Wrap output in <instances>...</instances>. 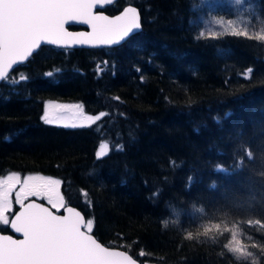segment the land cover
Returning <instances> with one entry per match:
<instances>
[{"label": "trees", "instance_id": "1", "mask_svg": "<svg viewBox=\"0 0 264 264\" xmlns=\"http://www.w3.org/2000/svg\"><path fill=\"white\" fill-rule=\"evenodd\" d=\"M127 3L142 29L125 42L43 45L0 82V177L60 178L92 233L141 264H264V42L232 35L264 33V0H117L104 10ZM220 14L242 28L229 23L209 38L203 21ZM47 100L105 115L47 125ZM103 141L109 150L97 159ZM214 223L221 232L205 235ZM224 227L251 256L224 247Z\"/></svg>", "mask_w": 264, "mask_h": 264}, {"label": "snow or ice", "instance_id": "2", "mask_svg": "<svg viewBox=\"0 0 264 264\" xmlns=\"http://www.w3.org/2000/svg\"><path fill=\"white\" fill-rule=\"evenodd\" d=\"M112 2L25 0L21 7L0 21V80L9 75L14 65L27 61L42 44L59 47L112 46L142 29L140 15L135 7H125L120 14L111 18L103 12L94 11ZM69 21L88 25L90 31L70 32L65 27ZM204 35L200 33L201 37ZM232 35L264 42V33L250 35L247 31L233 29ZM215 36V33H209V38ZM102 71L98 66V74ZM252 71L249 68L243 74L244 78H250ZM45 75L52 77L53 72L49 71ZM27 79L24 75L19 77L20 81ZM104 115L103 112L96 116L86 115L81 104L48 102L44 105L41 120L47 125L77 128L88 126L78 121L95 123ZM121 147L118 146L117 150ZM107 148V144L101 145L96 153L97 159L107 154ZM215 171L227 169L217 166ZM17 186L15 204L20 210L10 219L8 213L13 209L12 193ZM60 187L59 179L43 175L22 178L18 173H12L0 178V225L10 226L22 237L16 239L11 235H0V264H136L125 252L102 246L90 234L93 221L89 219L85 222L81 213L73 207L65 209L66 215H59L40 203H25L29 197H40L46 199L52 209L59 211L65 208ZM210 187L215 188L216 183L213 182ZM255 223L259 224L260 221ZM213 229L218 233L222 230L219 223H214L204 228V234L207 235ZM223 231L231 229L224 227ZM188 238H191V233ZM224 247L239 254L238 258L252 255L244 243L237 239L235 231H231V239Z\"/></svg>", "mask_w": 264, "mask_h": 264}, {"label": "water", "instance_id": "3", "mask_svg": "<svg viewBox=\"0 0 264 264\" xmlns=\"http://www.w3.org/2000/svg\"><path fill=\"white\" fill-rule=\"evenodd\" d=\"M117 0H113L112 3L108 4V5H111V4H114ZM25 3V0H0V21H2L6 15L12 13L13 11H15L16 9H18L19 7H21L23 4ZM108 5H105L104 7H97L94 11L96 12H103L104 14L108 15L110 18L111 17H115L116 15L120 14L122 12V10L125 8V7H135L137 8L138 10V13L140 15V19H141V24H142V17H141V13H140V10L138 7H136L135 5L131 4V3H127L125 4L118 12L114 13V14H110V13H107L104 9L106 6ZM70 26H80L79 28H72ZM66 29L70 32H80V31H90V28L88 25H85V24H82V23H79V22H73V21H69L66 25H65ZM140 30L134 32L133 34L139 32ZM132 34V35H133ZM131 35V36H132ZM128 39V38H127ZM126 39V40H127ZM125 40V41H126ZM123 41V42H125ZM121 42V43H123ZM120 43V44H121ZM43 45H46V44H42L41 46ZM119 45V44H117ZM112 46H116V45H112ZM59 47V46H58ZM77 47H86V48H90V47H111V46H89V45H85V46H80V45H73L71 47H65V48H77ZM39 50V49H38ZM38 50H36L35 52H37ZM34 52V53H35ZM33 53V54H34ZM32 57V56H31ZM30 57V58H31ZM29 58V59H30ZM28 59V60H29ZM27 60V61H28ZM25 61V62H27ZM23 62V63H25ZM23 63H20V64H23ZM20 64H17V65H14L12 70L15 69L18 65ZM12 70L9 72V74L12 72ZM4 80V79H3ZM2 80H0L1 82ZM37 202V203H40L42 205H44L45 207H48L51 211H53L55 214H59V215H66V211L65 209L67 207H73L74 209H76L77 211H79L82 215V217L84 218L85 222L88 221L87 217L85 216V214L76 206H72V205H65V208H63L61 211H57L56 209H52L51 208V205L48 204V202L46 201H42V200H39L38 198L36 197H32V198H29L27 201H25V203H28V202ZM20 210L19 206L18 208L13 212V214L10 216V219H12L14 217V214L16 212H18ZM8 229L9 231H2L1 228H0V235H11L13 236L14 238L16 239H20L22 238L19 234H16L11 228L10 226H8ZM102 246L104 247H108L109 249L111 250H115V251H121V252H125L128 256H130L135 262L136 264H141L140 260H138L136 257H134L130 252H128L127 250L125 249H122V248H119V247H114V246H109V245H106L104 243H102L92 232L90 233Z\"/></svg>", "mask_w": 264, "mask_h": 264}, {"label": "rangeland", "instance_id": "4", "mask_svg": "<svg viewBox=\"0 0 264 264\" xmlns=\"http://www.w3.org/2000/svg\"><path fill=\"white\" fill-rule=\"evenodd\" d=\"M204 1H207V0H204ZM213 1H216V0H213ZM217 1H219V0H217ZM235 1V0H234ZM227 10V9H226ZM213 17H216V18H218V19H209V18H207V19H204V21H203V29H204V31L205 32H207V31H209V32H216L217 30H221V29H225V28H227L228 26H229V21H230V19H223V15H218V16H213ZM234 27H236V28H242V26H240L239 25V23L238 24H234L233 22H230ZM240 26V27H239ZM48 102H53V103H62V104H81V103H79V102H62V101H57V100H47L46 102H45V104L46 103H48ZM44 104V105H45ZM82 105V104H81ZM82 107H83V105H82ZM84 109V108H83ZM84 112H85V114L86 115H90V116H96V115H100V113H102V112H99V113H96V114H92V113H87L85 110H84ZM104 113V112H103ZM78 123H84V124H90L89 122H87V121H78ZM103 144H107L108 145V148H107V150H106V152H108V150H109V143L107 142V141H103L100 145H99V147H98V149H97V152L100 150V147H101V145H103ZM12 173H18L22 178L24 177V176H27V175H43V176H47V177H50L49 175H45V174H41V173H26V174H21V173H19V172H9V173H7L6 175H4V176H1L0 178H3V177H5V176H7V175H11ZM51 177H53V176H51ZM53 179H59L60 181H61V179L60 178H57V177H53ZM18 188H19V186H17V189H15L14 191H13V193H12V202H13V207L16 205L15 204V191H17L18 190ZM60 194H61V196L63 197V199H64V196H63V193H62V190H61V187H60ZM30 198V197H29ZM36 198H39V199H44V198H40V197H36ZM64 202H65V199H64ZM8 215H9V213H8ZM9 218H10V216H9ZM237 239H238V236H237Z\"/></svg>", "mask_w": 264, "mask_h": 264}, {"label": "flooded vegetation", "instance_id": "5", "mask_svg": "<svg viewBox=\"0 0 264 264\" xmlns=\"http://www.w3.org/2000/svg\"><path fill=\"white\" fill-rule=\"evenodd\" d=\"M44 200H46V199H44ZM64 204H66V202H64ZM60 210H62V208Z\"/></svg>", "mask_w": 264, "mask_h": 264}, {"label": "bare ground", "instance_id": "6", "mask_svg": "<svg viewBox=\"0 0 264 264\" xmlns=\"http://www.w3.org/2000/svg\"><path fill=\"white\" fill-rule=\"evenodd\" d=\"M51 177V176H50ZM53 178V177H52Z\"/></svg>", "mask_w": 264, "mask_h": 264}]
</instances>
